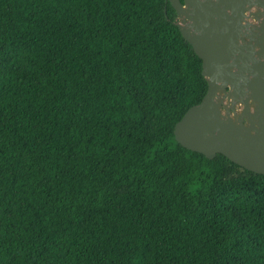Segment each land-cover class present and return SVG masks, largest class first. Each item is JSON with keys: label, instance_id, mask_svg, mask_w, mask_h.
<instances>
[{"label": "trees", "instance_id": "16d2710c", "mask_svg": "<svg viewBox=\"0 0 264 264\" xmlns=\"http://www.w3.org/2000/svg\"><path fill=\"white\" fill-rule=\"evenodd\" d=\"M167 0H0V264H264V174L184 147L208 91Z\"/></svg>", "mask_w": 264, "mask_h": 264}, {"label": "water", "instance_id": "95a60500", "mask_svg": "<svg viewBox=\"0 0 264 264\" xmlns=\"http://www.w3.org/2000/svg\"><path fill=\"white\" fill-rule=\"evenodd\" d=\"M167 1L208 79L202 101L177 122V141L264 174V0Z\"/></svg>", "mask_w": 264, "mask_h": 264}, {"label": "rangeland", "instance_id": "374dc122", "mask_svg": "<svg viewBox=\"0 0 264 264\" xmlns=\"http://www.w3.org/2000/svg\"><path fill=\"white\" fill-rule=\"evenodd\" d=\"M223 98H224V95L222 94V93H220L219 95H218V98H217V100H218V102H222L223 101ZM223 103V102H222Z\"/></svg>", "mask_w": 264, "mask_h": 264}]
</instances>
